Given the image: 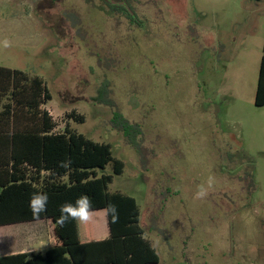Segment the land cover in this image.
Segmentation results:
<instances>
[{
  "label": "rangeland",
  "instance_id": "rangeland-1",
  "mask_svg": "<svg viewBox=\"0 0 264 264\" xmlns=\"http://www.w3.org/2000/svg\"><path fill=\"white\" fill-rule=\"evenodd\" d=\"M121 1L129 18L103 0H0V66L43 79L55 132L111 146L124 171L108 192L135 198L157 264H264V1Z\"/></svg>",
  "mask_w": 264,
  "mask_h": 264
},
{
  "label": "trees",
  "instance_id": "trees-1",
  "mask_svg": "<svg viewBox=\"0 0 264 264\" xmlns=\"http://www.w3.org/2000/svg\"><path fill=\"white\" fill-rule=\"evenodd\" d=\"M50 99L40 76L0 66V226L46 220L53 226L56 241L43 254L3 256L0 264H157L156 250L139 226L135 198L108 192L113 176L123 173L124 163L112 156L109 144L94 142L69 127L55 132L56 123L45 108ZM254 104L264 106V54ZM69 115L83 122L82 116ZM111 122L115 130L130 137L138 129L118 113ZM108 165L112 172L100 175L98 170ZM35 193L48 196L47 210L39 219L29 206ZM81 195L91 199L94 213L109 204L116 207L117 222L106 215V238L96 239L99 223L91 229L90 224L71 219L62 226L56 222L60 206L75 203Z\"/></svg>",
  "mask_w": 264,
  "mask_h": 264
},
{
  "label": "crops",
  "instance_id": "crops-1",
  "mask_svg": "<svg viewBox=\"0 0 264 264\" xmlns=\"http://www.w3.org/2000/svg\"><path fill=\"white\" fill-rule=\"evenodd\" d=\"M43 222L46 224V230L49 231V234L47 233L48 238L46 243L43 236L40 237L41 229L39 225ZM52 230L53 226L51 222L46 220L19 222L16 224L0 226V257L20 253H45L56 243ZM97 234L96 239L98 240L106 238L108 236L107 227L105 228V231L100 227ZM27 239H33L34 244H27ZM39 239H42L41 242H37Z\"/></svg>",
  "mask_w": 264,
  "mask_h": 264
},
{
  "label": "clouds",
  "instance_id": "clouds-1",
  "mask_svg": "<svg viewBox=\"0 0 264 264\" xmlns=\"http://www.w3.org/2000/svg\"><path fill=\"white\" fill-rule=\"evenodd\" d=\"M0 46L7 49L12 46L11 41L5 38L3 41H0ZM62 167H67L66 163L61 164ZM207 194L206 189L203 186H200L197 190V198H202ZM48 202L47 194L35 193L30 198V209L34 218L39 219L41 213L46 212V205ZM60 217L57 219V223L61 226L65 224L69 219L77 221L81 224H90L95 221V213L92 209L91 199L87 195H81L75 201V203L66 202L60 206ZM105 214H110L112 217V222L115 223L118 221L117 209L114 205L109 204L108 207L104 210Z\"/></svg>",
  "mask_w": 264,
  "mask_h": 264
},
{
  "label": "flooded vegetation",
  "instance_id": "flooded-vegetation-1",
  "mask_svg": "<svg viewBox=\"0 0 264 264\" xmlns=\"http://www.w3.org/2000/svg\"><path fill=\"white\" fill-rule=\"evenodd\" d=\"M103 2L107 3L108 6H110L111 8L115 9L117 8L120 12L121 15H124L129 18V16H132V13L130 12V10L128 9L127 5L125 2L121 1V0H116V1H107V0H103ZM102 2V3H103ZM129 10V11H128ZM134 17V16H133Z\"/></svg>",
  "mask_w": 264,
  "mask_h": 264
}]
</instances>
